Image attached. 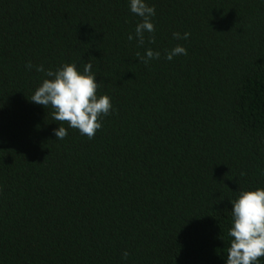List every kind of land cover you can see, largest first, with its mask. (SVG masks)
<instances>
[{
	"label": "trees",
	"instance_id": "1",
	"mask_svg": "<svg viewBox=\"0 0 264 264\" xmlns=\"http://www.w3.org/2000/svg\"><path fill=\"white\" fill-rule=\"evenodd\" d=\"M146 3L139 45L128 0H0V264H226L229 201L264 188V0ZM29 61L91 63V139L30 101Z\"/></svg>",
	"mask_w": 264,
	"mask_h": 264
},
{
	"label": "clouds",
	"instance_id": "2",
	"mask_svg": "<svg viewBox=\"0 0 264 264\" xmlns=\"http://www.w3.org/2000/svg\"><path fill=\"white\" fill-rule=\"evenodd\" d=\"M129 11L140 17V22L135 25L134 35L129 34L127 39H136L139 45L145 43V33H154L155 27L151 18L156 10L149 6L146 0H128ZM185 32L181 36L173 32V39L189 37ZM149 43L154 42V37H149ZM177 55H187V50L177 44L165 53V59L171 61ZM140 62L148 64L151 60L160 58V52L146 48L144 55L137 53ZM43 72L47 79L34 90L30 101L50 107L54 121L67 122L68 128H74L81 135L91 139L101 128V118L108 116L112 109L111 98L107 95L97 96L99 83L92 72L91 63H85L83 71H78L74 63H65L55 71L45 69L43 65L34 66L30 61L25 64L26 70ZM56 140H63L68 132L63 126L53 129ZM231 204V226L228 236L231 238L227 249L226 264H259V259L264 257V188L241 191ZM129 253L124 250L122 258L127 259Z\"/></svg>",
	"mask_w": 264,
	"mask_h": 264
}]
</instances>
